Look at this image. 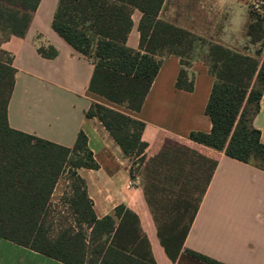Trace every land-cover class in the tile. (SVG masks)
<instances>
[{
    "label": "crops",
    "instance_id": "obj_1",
    "mask_svg": "<svg viewBox=\"0 0 264 264\" xmlns=\"http://www.w3.org/2000/svg\"><path fill=\"white\" fill-rule=\"evenodd\" d=\"M58 2L41 0L26 35L12 36L2 45L14 56L18 71L8 104L10 127L69 148L83 131L99 167L77 173L97 218L114 215L119 205L136 213L156 264H207L188 250L224 264H264V171L189 139L191 131L208 133L212 128L205 108L213 78L203 61L204 48L196 43L183 58L190 63L185 68L194 82L192 92L175 87L182 69L175 50L181 48L158 49V74L141 110L134 112L89 91L91 58L52 29ZM260 2V15L254 16L248 0H164L157 19L261 62L264 30L249 32L257 21L264 29V0ZM141 18L142 12L133 9L126 41L133 50H140ZM53 49L57 55L48 58ZM92 103L145 123L142 140L148 147L139 173L131 174L128 157L102 123L86 118ZM253 124L264 143V94ZM61 179L51 195V209L63 207L64 195L56 194ZM57 212L64 222L57 230L70 226L77 231L70 209ZM169 235L175 243L172 255L163 243ZM0 264L65 263L0 237Z\"/></svg>",
    "mask_w": 264,
    "mask_h": 264
},
{
    "label": "trees",
    "instance_id": "obj_2",
    "mask_svg": "<svg viewBox=\"0 0 264 264\" xmlns=\"http://www.w3.org/2000/svg\"><path fill=\"white\" fill-rule=\"evenodd\" d=\"M40 1L0 0V237L65 264H156L136 213L119 205L114 215L97 218L85 181L77 173L79 168L99 167L83 131L69 148L9 125L8 104L18 71L14 56L2 45L12 36L26 35ZM163 2L59 0L51 25L74 50L91 58L94 71L89 91L134 112L141 110L158 74L161 61L155 58L156 52L166 46L181 48L175 50L182 61L175 87L193 91L194 82L185 68L190 63L183 58L199 43L213 78L205 108L212 128L208 133L191 131L189 139L264 171V143L253 124L264 94V59L260 62L158 20ZM133 9L142 12L140 50L126 45ZM263 30L259 21L249 28L250 35ZM57 53L53 49L48 58ZM85 116L100 121L123 154L142 165L148 147L142 140L144 122L99 103H92ZM66 172L71 195L65 201L78 229L65 226L53 234L50 198ZM3 179L10 181L3 184ZM173 242L171 235L163 239L170 255ZM187 253L207 264H224L190 250Z\"/></svg>",
    "mask_w": 264,
    "mask_h": 264
},
{
    "label": "rangeland",
    "instance_id": "obj_3",
    "mask_svg": "<svg viewBox=\"0 0 264 264\" xmlns=\"http://www.w3.org/2000/svg\"><path fill=\"white\" fill-rule=\"evenodd\" d=\"M249 7H250V4H249ZM250 10L254 14V16L260 15V12H256V11L252 10L251 7H250ZM128 159H129V163H130V169L133 170L134 174L139 173V169H140L141 165L135 164L138 160L130 159V158H128ZM133 162H134V164H133ZM66 181L69 182V174L67 172L62 176V179L60 181V184L58 186V191H56V194L62 193L64 195V198L67 200L71 194H70V189H69L70 184H67ZM60 210H64V208L63 207L60 208V207L56 206L54 209H51V217H52V222H53L52 223L53 224V229H52L53 234L56 233L58 227L64 225L62 218L56 217L57 213H58L57 211H60Z\"/></svg>",
    "mask_w": 264,
    "mask_h": 264
},
{
    "label": "built area",
    "instance_id": "obj_4",
    "mask_svg": "<svg viewBox=\"0 0 264 264\" xmlns=\"http://www.w3.org/2000/svg\"><path fill=\"white\" fill-rule=\"evenodd\" d=\"M250 7L252 10L256 11V12H260L261 11V2L260 0H248ZM61 204L63 205L64 210H69V204L67 203V201H62Z\"/></svg>",
    "mask_w": 264,
    "mask_h": 264
}]
</instances>
